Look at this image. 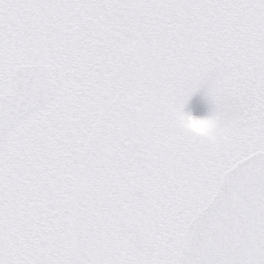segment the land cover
<instances>
[{
  "label": "snow or ice",
  "instance_id": "snow-or-ice-1",
  "mask_svg": "<svg viewBox=\"0 0 264 264\" xmlns=\"http://www.w3.org/2000/svg\"><path fill=\"white\" fill-rule=\"evenodd\" d=\"M0 264H264V0H0Z\"/></svg>",
  "mask_w": 264,
  "mask_h": 264
},
{
  "label": "rangeland",
  "instance_id": "rangeland-1",
  "mask_svg": "<svg viewBox=\"0 0 264 264\" xmlns=\"http://www.w3.org/2000/svg\"><path fill=\"white\" fill-rule=\"evenodd\" d=\"M186 110L194 116L206 117L209 114L210 106L203 93H200L192 97Z\"/></svg>",
  "mask_w": 264,
  "mask_h": 264
},
{
  "label": "clouds",
  "instance_id": "clouds-1",
  "mask_svg": "<svg viewBox=\"0 0 264 264\" xmlns=\"http://www.w3.org/2000/svg\"><path fill=\"white\" fill-rule=\"evenodd\" d=\"M206 131L208 130V129H205Z\"/></svg>",
  "mask_w": 264,
  "mask_h": 264
}]
</instances>
